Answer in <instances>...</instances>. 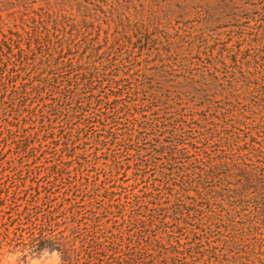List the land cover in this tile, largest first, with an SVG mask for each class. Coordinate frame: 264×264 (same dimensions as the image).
Here are the masks:
<instances>
[{"label":"trees","instance_id":"16d2710c","mask_svg":"<svg viewBox=\"0 0 264 264\" xmlns=\"http://www.w3.org/2000/svg\"><path fill=\"white\" fill-rule=\"evenodd\" d=\"M139 1L0 0V256L264 264V0Z\"/></svg>","mask_w":264,"mask_h":264},{"label":"rangeland","instance_id":"374dc122","mask_svg":"<svg viewBox=\"0 0 264 264\" xmlns=\"http://www.w3.org/2000/svg\"><path fill=\"white\" fill-rule=\"evenodd\" d=\"M59 0H49V6L51 8H56L58 6V4L56 3ZM152 0H141L139 2H135L138 7V10L144 9V11L146 12V10L148 9L147 7L149 6V4H151ZM222 1L223 0H170L171 6L174 7L175 11H178L177 9L180 7H183L186 4H191L188 11H186L187 13L185 14V16H178L176 14L175 18L173 19V23L172 25L175 27H178V22H181L185 25H188L189 27L194 25L195 27H197V31L199 29H201L202 31H207L209 33V35L211 37L214 38H218L220 39V43L216 44L218 45V47H216V52H215V57L219 56L218 51L220 50L219 48L221 47V27L224 24L223 18L222 17ZM44 6V3H40L39 5H36L34 7L35 10L39 9V7ZM55 6V7H54ZM70 5L65 4L64 8L66 10H69ZM19 13L16 14L17 17H21L23 15V17H25V19L27 18V13L28 11L24 8V6H20V8H16L15 12ZM10 13V11H6L4 10V7L0 6V16H2L3 18L6 19L7 15ZM75 14H77L75 12ZM31 16V15H29ZM201 20L205 21V28H201ZM20 24V22H19ZM198 24V25H197ZM14 154L13 151H11V148L4 144L1 143L0 145V156L1 155H5V160H4V167H8V162L9 160L14 159L15 157L12 155ZM19 160L17 159V162ZM42 162H46L45 159H42ZM30 182L27 184L29 185ZM2 196H4V194H1ZM14 202L11 200L10 203H8L9 205ZM4 228V227H3ZM3 240V237L0 238V242ZM6 251V250H5ZM3 256H0V259H2Z\"/></svg>","mask_w":264,"mask_h":264},{"label":"clouds","instance_id":"9594fccd","mask_svg":"<svg viewBox=\"0 0 264 264\" xmlns=\"http://www.w3.org/2000/svg\"><path fill=\"white\" fill-rule=\"evenodd\" d=\"M0 264H63L62 253L47 248L35 251L32 247L10 249L0 259Z\"/></svg>","mask_w":264,"mask_h":264}]
</instances>
